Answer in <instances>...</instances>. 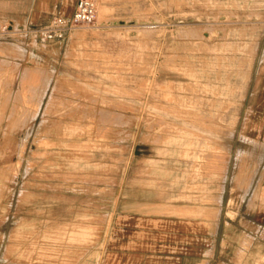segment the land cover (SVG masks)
I'll return each mask as SVG.
<instances>
[{
  "label": "rangeland",
  "instance_id": "1",
  "mask_svg": "<svg viewBox=\"0 0 264 264\" xmlns=\"http://www.w3.org/2000/svg\"><path fill=\"white\" fill-rule=\"evenodd\" d=\"M93 1L0 22V257L264 264V0Z\"/></svg>",
  "mask_w": 264,
  "mask_h": 264
},
{
  "label": "crops",
  "instance_id": "2",
  "mask_svg": "<svg viewBox=\"0 0 264 264\" xmlns=\"http://www.w3.org/2000/svg\"><path fill=\"white\" fill-rule=\"evenodd\" d=\"M78 0H0V22L3 21H12L15 22L16 25H19L21 28L27 24H35L42 25L51 19L53 15L59 14L64 17H71L73 12L75 11L76 4ZM262 189H264V168L261 179ZM257 218L261 221L264 226V207L261 211L257 213ZM133 223H131L132 225ZM5 235V234H2ZM8 237L12 234L8 233ZM3 240H0V242ZM114 251L118 253V244L115 245ZM184 254L189 251L188 248H184ZM197 257V256H196ZM194 257L196 260L199 259ZM118 258V257H117ZM186 258L184 256L175 255L169 261H165L163 263L159 262V264H183V259ZM10 261V259L2 255L0 257L1 264H38L36 262L31 261H17L16 259ZM118 264V259L116 261Z\"/></svg>",
  "mask_w": 264,
  "mask_h": 264
},
{
  "label": "built area",
  "instance_id": "3",
  "mask_svg": "<svg viewBox=\"0 0 264 264\" xmlns=\"http://www.w3.org/2000/svg\"><path fill=\"white\" fill-rule=\"evenodd\" d=\"M96 18V6L93 0H78L71 17L56 14L38 31L44 42L63 39L73 29L92 26Z\"/></svg>",
  "mask_w": 264,
  "mask_h": 264
}]
</instances>
